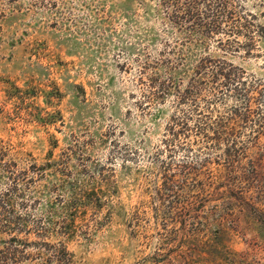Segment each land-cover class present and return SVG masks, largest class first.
Returning a JSON list of instances; mask_svg holds the SVG:
<instances>
[{
    "label": "rangeland",
    "instance_id": "obj_1",
    "mask_svg": "<svg viewBox=\"0 0 264 264\" xmlns=\"http://www.w3.org/2000/svg\"><path fill=\"white\" fill-rule=\"evenodd\" d=\"M0 264H264V0H0Z\"/></svg>",
    "mask_w": 264,
    "mask_h": 264
},
{
    "label": "trees",
    "instance_id": "obj_2",
    "mask_svg": "<svg viewBox=\"0 0 264 264\" xmlns=\"http://www.w3.org/2000/svg\"><path fill=\"white\" fill-rule=\"evenodd\" d=\"M194 6H188V7H186V14L189 16V18L190 19H192V20H196V16H197V14H195V12H194ZM253 173H256V172H254L253 171ZM252 208H254V209H257L255 206H252ZM222 234V232H221V230L220 229H217L216 231H215V233H214V236H213V239H212V241H213V246H216V247H218V244L216 245V240H220L221 239V235ZM216 247H214L213 248V250H211V248L209 249V250H201L200 251V255H204V254H207V255H209V256H218L219 254V252H218V250H216Z\"/></svg>",
    "mask_w": 264,
    "mask_h": 264
}]
</instances>
